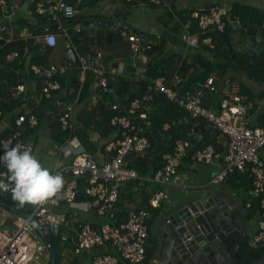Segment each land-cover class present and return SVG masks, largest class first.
Segmentation results:
<instances>
[{"label":"crops","instance_id":"obj_1","mask_svg":"<svg viewBox=\"0 0 264 264\" xmlns=\"http://www.w3.org/2000/svg\"><path fill=\"white\" fill-rule=\"evenodd\" d=\"M68 1L75 4L80 0ZM171 1L173 3L172 12L166 11L162 6H153L151 3H148V6H144L146 4L142 5L143 7L136 6V2H128L127 0H103L100 4L89 8V12L86 9L78 10L79 20L106 19L112 23H109L108 26H101L102 28L95 24L88 26L86 36L83 35L85 28L79 35L73 29V25L82 21L77 20L71 24H66L70 31L72 47L75 51L77 50L80 66L68 67L66 65L67 46L66 38L63 35H58L57 46L50 53L45 54L43 52V55L47 56L44 64H64L67 68L66 73L69 75L78 73L79 84H84V81L89 83V89L85 96L82 98L80 96L78 100V94L75 97L74 111L71 117V134L67 137L58 128L60 123L57 116L61 110L55 103L57 98L65 96L66 89L62 88L55 96L46 98L42 91L38 90L37 81L28 72L27 67L31 63V55L34 57L41 50L35 49L34 53L24 60L23 70L17 69L15 74L11 72L7 74L10 75V85L7 84L9 87H0V137L5 138L8 135L7 130L19 114H27L29 111L37 113L38 126L31 127L28 123L25 124L26 130L21 140L32 145L33 154L53 172H59L61 168L71 162V156L64 154L61 149L69 137L75 139L99 163L111 160L116 153L111 144L120 138L115 139L121 130L120 127H122L112 122L114 116H125L132 124L139 125L142 128V134L148 136L150 142V146L143 153L127 155L129 167L142 158L146 161L149 160V165H159L161 164L162 152H165L162 157L165 159L168 153H174L178 140L189 138L191 145L181 162L179 175L174 183L164 185L153 180L157 170L162 167L155 172L150 167L144 175L132 167L138 171L142 178L120 182L118 202L121 201L124 207L120 208V205L117 204V214H123L124 217H127L132 209H151L152 216L148 221V227L149 233L155 240V231L158 228L160 217L168 213V210H173L182 201L190 204L196 199L204 200L211 197L217 201H225L228 208L237 216V220L252 236L257 231L260 214L257 212L252 218L248 216L251 209L248 204V188L251 179L244 174H234L221 182L222 186H217L216 183L211 182L213 176L221 170V156L225 154L227 148V137L222 134L219 128L201 117L191 115L181 107L184 112L180 114L178 125L180 128L183 127L181 125H184L187 132L186 136L177 138L173 144V149L165 151L164 149L170 144L171 135L168 130L172 126H176L177 121L166 122L163 126L158 125L157 120L164 108L162 103L155 104V106L152 103L150 109L144 110L148 116L142 120L139 119L138 115L131 114L129 107L134 99L143 95L140 91L142 85L145 84L146 90L149 84L153 83L154 79L160 75H165L169 82L174 75L179 74L182 78L180 85L176 88L179 94L195 92L208 77L213 76L218 86L216 100L207 97L204 100L205 106L218 112L219 100L231 90L245 95L252 102L250 123L253 125L264 124V0ZM8 2L15 8V14L11 31L2 35L0 39L2 42L13 41L18 37L23 39V33L25 30L29 31L28 28L36 30L38 22L43 26L48 23L42 20L45 17L36 13L32 0H10ZM217 3L226 7L230 14H234L238 20V26H234L233 22L229 21L231 27H228L226 32L217 39L223 49L212 50L202 43L198 47L188 45L183 39V35L186 33L194 34L199 30L197 20L191 18V13L205 11ZM131 7L137 9V14H140L139 7H142L144 10L141 13H144V19H133ZM150 7H159V11H151ZM1 19L3 16L0 10ZM26 21L31 25L30 27L24 25ZM124 30L143 37L147 43L151 42L154 46L161 45L162 50L155 49L153 51L152 49L133 54L127 37L122 34ZM248 36L257 37L263 41L255 55L250 53L251 46L247 42ZM75 37L79 38V42L75 41ZM80 42L81 45H79ZM98 51L102 53L106 66L114 67L123 62L125 67L122 74L109 75L110 90L105 94V97L99 86L95 68L90 67L91 63L86 62L88 54H92L93 63ZM55 54H59L57 60L54 59ZM62 54L65 55L64 58H62ZM131 54L134 56L129 58ZM127 58H129L128 61ZM83 65L86 67L84 68ZM20 74L25 78L26 91L18 94L15 88L17 84L14 85L12 79L17 78ZM72 90L73 88L70 87L69 92ZM94 96L96 97L95 101H93ZM164 98L166 97L164 96ZM166 99L168 102H173L168 98ZM113 104H118V109L122 112L125 111L124 114L115 113L114 111L118 109H113ZM111 113L113 114L111 117L113 126H107L103 122ZM189 132H193L192 137L187 136ZM210 134L215 138L216 144L219 143L222 145V149L225 148L223 152L218 151L213 143H204L205 136ZM207 146H213L220 157H216L209 164L194 163L191 158L194 152ZM0 156H3L1 147ZM262 157L264 158V149ZM0 164L2 170H7L2 163ZM160 191L167 193V198L162 200L163 205L156 209L150 208L151 196ZM82 193L83 189L80 194ZM79 199H88V196L84 193L83 197L82 195L79 196ZM9 202L15 204L12 201ZM19 208L25 209L23 206H19ZM52 210L66 213L68 219L63 226L54 228L60 230L62 235L60 243L62 264H91L94 255L103 249L84 251L79 255L73 254L72 249L82 223L88 222L94 228H100L105 218L99 216L95 209L73 210L67 203L53 207ZM19 215L10 208L0 205V218H2L0 224L7 229L15 230L17 220L14 221V219L15 217L18 218ZM147 246L153 252L149 260L150 263L157 246L155 250L153 249V242ZM108 252L120 256L114 248H109ZM123 262L129 263L126 260Z\"/></svg>","mask_w":264,"mask_h":264},{"label":"built area","instance_id":"obj_2","mask_svg":"<svg viewBox=\"0 0 264 264\" xmlns=\"http://www.w3.org/2000/svg\"><path fill=\"white\" fill-rule=\"evenodd\" d=\"M32 1L36 13L48 18L50 22L44 25L43 32L40 34L32 35L30 31L25 30L22 36L23 40L31 37L36 45H47L51 48L57 46L58 35H63L66 41H70V31L66 24H71L75 19L77 13L75 5L68 0ZM127 1L137 2L141 5L151 3L162 6L169 12L173 11L171 0ZM0 10L3 16V19L0 20L1 39L4 33L11 31L15 8L7 0H0ZM230 15L229 10L218 3L205 11L192 12L191 18L197 20L199 30L194 34H184L183 39L190 46L198 47L202 43L210 48H215L214 34L223 33L226 30ZM83 26L82 23H77L73 25V29L80 33ZM122 34L127 37L133 54L150 51L154 47V44L147 43L143 37L135 33H128L124 30ZM18 54V51L14 50L7 56V59L12 61ZM28 67V72L45 76L43 87L45 97H51L52 90L61 87L59 81L54 79V75L57 72H64L65 66L59 68L55 64L48 66L47 64L29 63ZM83 67L85 68L86 65ZM90 67L95 68L94 71L103 93H108L110 90L109 75H120L125 68L123 62L114 67L106 66L100 51L96 52L95 61L90 64ZM181 81L182 78L179 74L174 75L169 82L165 75L158 76L153 83L149 84L141 97L131 102L129 111L131 114L138 115L141 120L146 119L148 114L144 110L152 107L156 94H162L183 107L191 115L201 117L219 128L222 134L227 137V148L225 154L221 156V170L214 176L212 182H222L234 173L244 174L251 179L249 198L261 199L262 211L257 231L249 238L248 243L251 248L264 247V158L262 157L264 124L253 125L250 123L249 113L252 102L245 95L231 90L219 100L218 112L205 106L204 100L207 97L216 100L218 86L213 76L208 77L195 92L187 94H179L176 89ZM15 88L18 94L26 91L24 83L17 84ZM93 99L95 100L96 97L94 96ZM60 105L61 102L58 100L57 107ZM112 108L118 109V104H113ZM72 113L73 104H68L60 115V122L64 130H72ZM26 122L31 127L36 126L38 124L37 115L33 111L18 115L10 136L1 141L3 148L11 146L16 140V144L33 151L32 145L19 141L26 130ZM112 122L121 125L123 132L122 138L111 144L116 153L109 161L99 163L91 153L71 137L62 145L61 149L64 154L71 156V162L59 171L64 177V186L55 198L56 203L36 205L28 217L19 215L17 227L13 231L0 224V264H43L42 258L48 256V247L34 227L32 217L37 219L39 226L46 234H52L54 228H59L68 221L66 213L52 210L53 207L62 203H67L73 210L95 209L99 216L105 218L100 228H94L88 222L81 224L72 249L73 254L79 255L84 251L99 248L103 250L94 255L91 264H119L120 258L127 260L130 264L143 263L146 256V241L149 236L148 220L152 216V211L146 208L132 209L129 211L126 221L116 224V205L120 195V182L142 178L136 169L128 166L127 155L143 153L150 146V142L142 134V128L132 124L127 117L114 116ZM192 135L193 132H189L187 136L192 137ZM190 145L189 138L178 140L174 153L167 154L165 164L157 170L153 180L164 185L174 183L178 178L179 167ZM216 157H220V155L215 148L207 146L196 150L191 158L194 163L209 164ZM6 171L0 168V174L6 173ZM82 179L87 181L83 188L80 184ZM82 189L88 199H79ZM9 190L11 191V189ZM166 198L167 193L165 192L153 193L150 198L151 208H160L163 205L162 200ZM248 204L250 206L251 202ZM1 220L2 218H0V222ZM109 248L117 250L120 256L109 253Z\"/></svg>","mask_w":264,"mask_h":264},{"label":"water","instance_id":"obj_3","mask_svg":"<svg viewBox=\"0 0 264 264\" xmlns=\"http://www.w3.org/2000/svg\"><path fill=\"white\" fill-rule=\"evenodd\" d=\"M230 20L234 26H238L234 14L230 15ZM109 23L112 22L106 19L84 21L85 26L95 24L101 27L108 26ZM247 42L251 46L250 53L254 55L263 43L254 36H248ZM66 46V65L80 66L78 55L71 43L66 42ZM132 56L134 55L131 54L129 58ZM86 61L92 63V54H88ZM0 205L25 217L31 215L36 206L30 203L21 205L13 198L10 190L0 191ZM167 212L160 217L156 232L158 244L153 260L149 264H242L241 261L244 262L246 258H250L251 261L245 264H264V256L258 259L251 258L245 251L244 245L250 234L225 201H217L211 197L204 200L196 199L190 204L182 201ZM32 222L48 246L49 264H56L54 235L46 234L36 218L32 217Z\"/></svg>","mask_w":264,"mask_h":264},{"label":"trees","instance_id":"obj_4","mask_svg":"<svg viewBox=\"0 0 264 264\" xmlns=\"http://www.w3.org/2000/svg\"><path fill=\"white\" fill-rule=\"evenodd\" d=\"M7 1H10V0H7ZM102 1L103 0H80L79 2L75 3V6H76L77 11L80 10V9H82V10L86 9L89 12L90 11L89 8H92L95 5L100 4ZM170 14H173V13H170ZM79 18H80V16L78 14H76V18H75L74 21L78 20V21H82L83 22V20H79ZM42 20L43 21L45 20L46 22H50V20H48V18H46V17L44 19L42 18ZM24 25H27V27L31 26V25L28 24L27 21L25 22ZM229 25L230 24L228 23L227 28L231 27ZM197 27L199 29L198 22H197ZM43 28H44L43 24H40L38 22V26H37L36 30L35 29L31 30L30 28H28V29H29V31H30V33L32 35H35V34L42 33L43 32ZM227 28H226V30H227ZM226 30L224 31V33L226 32ZM224 33L214 34L215 48H212V50L218 51V50H222L223 49L221 47V44L217 42V39L220 36H222V34H224ZM74 39H75L76 42H79V38L77 39V37H75ZM35 49H41V50L39 51V53L36 56L32 57L31 54L34 53ZM53 49L54 48L48 47L47 45H36L34 40H33V38H31V37L29 39H26V40L20 39L18 37V38H16L15 41H9V42H6V43H4V42H2V40H0V84H1L0 87H6V86H7V88L9 87V85H10V83H9L10 75L8 76L7 74L8 73L10 74V72L15 74V70H17V69L23 70L24 69V64H25L24 60L27 58V56H29V54L31 55V63L30 64H32L34 62V63H37L38 65H41V64L45 63L46 57H47V56L45 57V55H43V52H45V54H47V53H50ZM155 49L156 50L159 49L161 51L162 50V46L161 45L154 46L153 51ZM14 50L18 51L19 54L14 60L10 61V60L7 59V56L10 53H12ZM57 66L60 68V67H64L65 65L62 64V65H57ZM27 68L29 69V67H27ZM66 69H65L64 72H57L54 75V79L59 81V83L61 84V87L59 89H57V90H52L51 97H52V95L55 96L58 91L62 90V88L66 89V94L64 96L65 98L64 97L57 98L55 103H56V106H57V101L60 100V102H61V105L58 107V109L61 110L60 114L57 116L58 122L60 123V124H58V128L63 132V134L65 136L68 137L71 134V132L68 131V130H64L62 128V125H61V122H60V115L64 112L65 107L68 104H73V111H74V103H75L74 101L76 99L75 97L77 96V94H78L77 100L80 98V96H81V98L84 97L86 92L89 89V83L87 81L86 82L84 81V84H79L78 78H77L78 77V73H76V74L71 76V75H69V73H66ZM30 75L33 76L34 79L37 81L38 90L39 91L41 90L42 93H43V87L45 85V83H44L45 82V76L41 75V74H35V73L31 72V71H30ZM12 76L14 77L15 75H12ZM12 80H13V83L15 85V84H18L19 82L24 83L25 78H23L22 74H20L19 76H17V78L15 77ZM7 84H9V85H7ZM142 86L143 87L140 89V91L143 94L146 86H145V84H143ZM70 87L73 88V90L71 92H69ZM105 94H107V93H103L104 97H105ZM51 97H49V98H51ZM97 99H99V98L97 97ZM95 100L93 99V101H95ZM152 103H153L154 106H155V104H161L162 103L163 107L165 108V109L163 108L162 113H161L159 119L157 120L159 126H163V124H165L166 122H172L173 120L177 121V125L174 126V127L172 126L170 128V130H168V133L171 135L170 144L164 149L165 151H171L173 149L172 147H173V144L175 143L176 139L179 138V137H185L186 133H187L186 130L184 129V125H181V126H183L181 128L178 125L179 124L178 121L180 119V114L182 112H184V109L179 107V105L176 102L175 103L174 102H170V101L168 102V100L166 98H164L163 95H159V94L155 95L154 101ZM178 107L181 108V109H179ZM114 112L115 113L119 112L120 114H124L125 111L122 112L121 110L118 109L117 111H114ZM112 116H113L112 113L109 114L108 118L105 119V122H103V123L105 125H107V126H113V124L111 123V117ZM14 122H15V120H14ZM14 122L11 124L9 130H7L9 133H8V135L5 138H8L10 136V133H11L13 125H14ZM26 124H27V122H26ZM116 125H118V124H116ZM37 126H38V124L36 125V127ZM118 126H121V125H118ZM120 128H121V130L119 131V133L117 134V137L115 139H118L119 137L122 138L123 129H122V127H120ZM219 133H221V132L219 131ZM212 136L213 135H211V134L208 135V136L206 135L204 143L205 144L213 143L217 147L218 151L223 152L224 151L223 149H225V148L222 149V145L221 144H219V143L216 144V140ZM21 137L19 138V141L22 142ZM5 138L0 137V147H1V153L3 155H4L5 151H6V149L3 148L1 141L3 139H5ZM16 143H17V141L15 140L11 144V146H8V147H14L16 145ZM22 143H24V142H22ZM25 144H28V143H25ZM164 153L165 152L161 153L162 154L161 155V164H159V165H155V166L149 165V160L146 161L144 158H142V159H139L137 163L132 164L130 166L136 168L141 175L142 174L144 175L146 172H148V169L150 167L153 168V171L155 172L158 168L162 167L164 162H165V159L162 158ZM0 166H1V164H0ZM0 168H2V167H0ZM235 175H239V173H236ZM80 184H81V186L83 188V186H85L87 184V181L82 179ZM84 193H85V191H83V193L80 194L79 196L82 195V197H83ZM117 204L120 205V208L124 207L123 203L121 201L117 202ZM250 206H251L250 207L251 209H250V213L248 214V216L250 218L254 217V215L257 212L259 214H261V211H262L261 199H255V198L252 199ZM150 208H151V206H150ZM127 218H128V216L124 217L123 214H117L116 224H120V223L126 221ZM52 234L54 235V238H55L54 239V245H55L56 251H57L56 264H62V255H61V248H60V243H61V240H62L61 236L62 235L60 233V230H58V229L52 230ZM152 242H153V247H154L153 249L155 250V247L158 244V240L156 238L154 240L152 234L149 233V236L147 238L146 244L148 245V244H150ZM147 245H146L145 260L143 261L142 264H148L150 258L152 257V254H153V252L150 251V249H149V247ZM248 253L251 255V258L252 257L256 258V259L261 258V257L264 256V247L251 248L249 246L248 247ZM123 261H125V260L120 258L119 264H125ZM250 261H251L250 258H246L244 260V262L241 261V263L245 264V263H249ZM45 264H49V261L47 263H45ZM128 264H130V263H128Z\"/></svg>","mask_w":264,"mask_h":264},{"label":"clouds","instance_id":"obj_5","mask_svg":"<svg viewBox=\"0 0 264 264\" xmlns=\"http://www.w3.org/2000/svg\"><path fill=\"white\" fill-rule=\"evenodd\" d=\"M76 14H78V11ZM80 23L84 25V21ZM66 42L71 43V41ZM5 149L6 151L4 155L0 156V163L3 164L7 171L6 173L0 174V191H8L11 189L13 198L21 205L26 203H30L32 205H44L49 202L55 204V198L63 189L64 177L59 172H53L52 169L45 167L33 154L31 149L23 148L20 144H16L14 147H5ZM251 185L248 188V194ZM251 201L252 199L249 198L248 202ZM47 257L50 263L49 249Z\"/></svg>","mask_w":264,"mask_h":264},{"label":"rangeland","instance_id":"obj_6","mask_svg":"<svg viewBox=\"0 0 264 264\" xmlns=\"http://www.w3.org/2000/svg\"><path fill=\"white\" fill-rule=\"evenodd\" d=\"M135 5H136V6H142V5L139 4V3L137 4V2L135 3ZM144 6H148V4H146V5H144ZM153 6H156V5H153ZM142 7H143V6H142ZM142 7H139V8H140V9H139V10H140V14H137V9H136V8L131 7V8H132V12H133V19H138V18L142 19L143 17H145V16H144V13H141V12H143V10H144ZM146 8H147V7H146ZM150 10H151V11H154V12H158V11H159V7H154V8L150 7ZM165 10H166V9H165ZM166 11H167V10H166ZM143 19H144V18H143ZM84 28H85V29H84ZM88 28H89L88 26H83L82 29H84V31H83V35H84V36H86V34H87L86 31H87ZM100 28H102V27H100ZM117 29H118V28H117ZM117 33H118V31H117ZM79 34H80V33H78V35H79ZM79 45H81V42L79 43ZM76 51H77V50H76ZM64 56H65V55L62 54V58H64ZM58 57H59V54H55V55H54V59H55V60H57ZM213 184H214V183H213ZM215 185H217V186H222L223 184L220 183V184H215ZM15 220H17V222H18V218L15 217L14 221H15ZM17 222H16V227H17ZM11 230H13V229H11ZM155 232H157V230H156ZM253 235H254V234H253ZM253 235H252V236H253ZM252 236H251V237H252ZM46 261H48V258H47L46 256H43V258H42V263L45 264Z\"/></svg>","mask_w":264,"mask_h":264},{"label":"flooded vegetation","instance_id":"obj_7","mask_svg":"<svg viewBox=\"0 0 264 264\" xmlns=\"http://www.w3.org/2000/svg\"><path fill=\"white\" fill-rule=\"evenodd\" d=\"M245 246V248H246V252H248V247H249V244H248V241L246 242V244L244 245Z\"/></svg>","mask_w":264,"mask_h":264}]
</instances>
